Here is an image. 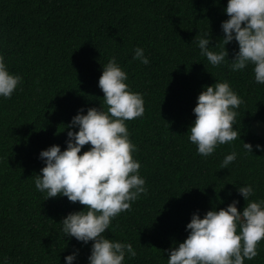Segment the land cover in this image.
Segmentation results:
<instances>
[{
    "label": "trees",
    "instance_id": "trees-1",
    "mask_svg": "<svg viewBox=\"0 0 264 264\" xmlns=\"http://www.w3.org/2000/svg\"><path fill=\"white\" fill-rule=\"evenodd\" d=\"M226 6L227 0H0V54L22 77L10 99L0 98V262L64 264L79 249L76 264H87L91 242L65 238L60 224L84 206L47 199L34 179L44 166L41 150L66 148L64 126L79 109H107L98 80L112 56L145 108L126 124L147 191L105 232L136 250L124 264H167V250L187 238L193 213L202 218L233 199L242 211L247 201L239 186L252 184L251 199H264V151L243 149L264 145V136L252 132L255 123L264 126V84L255 82L251 65L236 72L227 64L212 67L193 40L207 31L210 46L223 38ZM135 47L144 49L148 65L133 59ZM225 47L232 60L238 44ZM224 80L244 101L234 125L240 137L203 158L188 140L192 109L204 86ZM232 151L237 159L221 169ZM244 264H264V239Z\"/></svg>",
    "mask_w": 264,
    "mask_h": 264
},
{
    "label": "clouds",
    "instance_id": "clouds-1",
    "mask_svg": "<svg viewBox=\"0 0 264 264\" xmlns=\"http://www.w3.org/2000/svg\"><path fill=\"white\" fill-rule=\"evenodd\" d=\"M224 12L228 19L220 25L223 38L215 46H210L209 31L193 39L200 55L212 67L227 64L234 72L251 65L255 82L264 84V0H227ZM233 41L238 51L229 60L225 46ZM133 59L149 64L141 47H135ZM127 80L128 74L116 57H110L98 80L107 109L88 108L86 114L79 109L64 126L66 148L62 151L59 145H52L38 156L44 166L35 176L36 190L47 199L66 197L84 206L67 214L60 224L65 238H75L83 246L91 242L87 264H124L126 256L131 259L137 255L131 243L105 235L112 221L147 191L140 161L133 157L138 149L126 124L143 116L144 98L130 90ZM21 83V75L10 72L0 54V98L10 99ZM243 103L226 80L202 88L192 109L195 120L187 132L198 155L207 158L218 146L240 137L234 125ZM86 144L90 147L82 152ZM254 148L264 151V145L243 143L246 154L252 155ZM236 159L235 151L228 153L221 169H228ZM237 193L247 201L242 211L237 210L239 201L233 199L227 207H214L202 218L198 212L191 215L185 229L187 238L167 250V264H244L245 259L258 255L259 242L264 239V199H251L252 184L239 186ZM78 256L79 249H74L64 257V264H76Z\"/></svg>",
    "mask_w": 264,
    "mask_h": 264
},
{
    "label": "rangeland",
    "instance_id": "rangeland-1",
    "mask_svg": "<svg viewBox=\"0 0 264 264\" xmlns=\"http://www.w3.org/2000/svg\"><path fill=\"white\" fill-rule=\"evenodd\" d=\"M252 132L258 136H264V126L260 122H257L252 127Z\"/></svg>",
    "mask_w": 264,
    "mask_h": 264
}]
</instances>
